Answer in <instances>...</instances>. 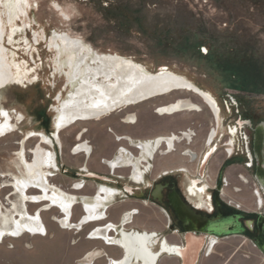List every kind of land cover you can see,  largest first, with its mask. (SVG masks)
Instances as JSON below:
<instances>
[{"label": "rangeland", "instance_id": "374dc122", "mask_svg": "<svg viewBox=\"0 0 264 264\" xmlns=\"http://www.w3.org/2000/svg\"><path fill=\"white\" fill-rule=\"evenodd\" d=\"M0 6L5 30L3 45L8 61L13 60L25 68L21 82L0 89V107L13 114L12 122L16 124L13 133L0 138V183L8 179L9 173L22 174L17 156L22 140L29 160L30 152L39 140L36 136L27 139V133L51 135L58 98L67 96L69 88L64 76L57 71V55L50 48L53 31L79 38L98 53L126 57L151 73L166 68L211 94L244 88L243 79L253 73L251 67L242 64L246 55L254 53L260 54L261 59L264 57V0H26L24 13L14 21L19 30L11 41L4 6L2 3ZM178 97L198 105L203 102L196 94L179 91L146 100L101 119L77 122L62 130L59 134L62 146L55 143L57 147L55 144L47 147L57 151L59 164L50 181L68 190L70 183L78 180L63 172L60 166L77 169L87 163L90 169L108 173L100 159L110 157L116 146L127 145L123 140H115V135L164 136L168 131L196 120L199 115L194 111L172 116L157 112L159 106ZM127 113L136 114V124L123 122ZM81 129H86L83 138L91 146L89 158L80 153L71 154V146ZM156 161L157 170L168 162L166 157H158ZM90 184L94 183H85L80 194L88 193ZM1 193L0 201L6 203L12 191L5 188ZM247 194L242 193V198ZM122 200L117 198L116 203L106 209V219L85 224H81L85 215L83 206L81 208V203L77 202L72 208L71 220L75 225L71 229L65 228L57 219L52 220L54 215H61L58 209L42 212L48 236L41 239L26 234L5 240L0 244V264H81L85 255L93 250L100 260H94L92 264H108L122 255L121 250L98 241L92 233L99 225L115 224L120 214L129 208L139 211L131 215L132 222L126 227L135 224L144 230L164 229L162 212L135 200ZM32 211L33 208H29V212ZM109 234L113 235L112 231ZM161 259L163 264L176 263L174 257ZM255 263L264 262L254 247L247 243L239 246L224 239L214 244L210 251H204L198 264Z\"/></svg>", "mask_w": 264, "mask_h": 264}, {"label": "flooded vegetation", "instance_id": "af4514ba", "mask_svg": "<svg viewBox=\"0 0 264 264\" xmlns=\"http://www.w3.org/2000/svg\"><path fill=\"white\" fill-rule=\"evenodd\" d=\"M260 57V54L250 53L242 62L253 71L243 79L244 88H231L220 94L206 91L215 103L214 110L200 97L203 102L194 111L198 118L168 131L167 135H115V140H123L127 145L116 146L110 157L100 159L108 173L92 172L87 163L77 169L60 166L63 172L78 180L71 182L68 190L61 184L58 186L78 198L86 197L88 202L103 194L102 189L107 190L111 197L115 195L112 203L97 209L104 214L102 220L107 218L106 209L116 203L117 198L148 204L162 212L163 230L143 229L155 235L148 238L150 249L157 254L154 264H163L162 257H174L175 264H181L176 251L180 252L185 247L187 235L203 242L196 264L204 251H210L214 244L224 239H230L239 246L251 245L262 255L264 262V253L258 247V243L264 245V57ZM85 132L86 129H81L77 133L73 147L81 142L88 143L83 138ZM51 138L54 139L53 136ZM158 139L155 149L147 146V142L153 144ZM87 145L89 153L85 154V150L79 153L89 158L91 146ZM139 145H145L146 150L152 152L151 156L147 151L142 152ZM55 152L57 169L53 170V176L59 169ZM158 157H166L168 161L159 170ZM115 158L118 165L107 163ZM203 161L205 163L202 164ZM86 173L99 177L88 178ZM88 182L94 184L89 185L88 193L80 194ZM242 193H248L246 198H242ZM184 210L188 215L183 213ZM138 211L136 208L123 211L114 224L116 230L122 221H125L122 225L125 230H134L131 226L126 227L132 222L126 217ZM101 227L99 225L95 229ZM112 233L116 235L114 230ZM163 244L171 251L160 253ZM133 264L141 263L135 260Z\"/></svg>", "mask_w": 264, "mask_h": 264}, {"label": "bare ground", "instance_id": "6f19581e", "mask_svg": "<svg viewBox=\"0 0 264 264\" xmlns=\"http://www.w3.org/2000/svg\"><path fill=\"white\" fill-rule=\"evenodd\" d=\"M25 1H0L4 6L5 21L9 23V41L13 39V34L19 30V26L14 21L19 14L24 13ZM4 33L3 20L0 16V89L13 82H21L25 76V68L15 64L13 60L8 61L7 49L3 45ZM51 40L50 48H53L57 55L55 59L57 71L64 76L66 86L69 88L65 98H58V105L54 109L52 136L60 147L62 146L60 132L77 122L101 119L146 100L165 97L179 91L196 94L202 97L210 108L215 109V103L210 94L184 76L168 71L166 68H162L157 73H151L142 65L126 57L115 53H98L81 39L72 38L65 33L53 31ZM198 109V104L189 99L178 97L159 106L158 113L172 116ZM12 115L0 107V138L15 130L16 124L12 122ZM125 116L124 123L131 125L137 123L136 114L127 113ZM17 118L21 119V115H18ZM34 136L39 142L31 150L29 160L23 146L24 140L21 142L22 147L17 152L22 174L9 173L8 179L0 183V194L5 188H10L12 191L6 203L0 201V244L5 240L21 238L26 234H30L32 238L45 239L49 231L42 212L53 209H58L61 214L60 216L54 215V219H52L54 222L57 219L56 221L65 228H74L75 224L72 222L71 216L72 208L77 201L83 206L85 214L81 224L102 220L104 214L99 213L97 209L99 206L103 208L108 206L115 196L111 197L107 190L102 189L103 194L95 196L94 202H88L86 197L78 198L74 193H69L51 182L49 178L53 176V170L57 169L56 154L54 150L47 149V147L54 146V139L43 132L30 131L27 133V139ZM158 141L159 139L153 144L147 142V146L155 149L158 146ZM87 144L81 142L75 147L73 144L71 146L72 153L79 154L81 150H85V154H88ZM139 147L142 152L150 153L146 150L145 145H139ZM151 154L152 152L150 156ZM109 160L107 163L110 165H118L116 158ZM134 172L133 175L137 178L138 175ZM77 186L79 187V184ZM29 208H33V211L29 212ZM131 215L132 213H129L126 218L131 219ZM124 223L125 221H122L117 230L114 224H108L95 229L92 233L95 239H100L108 245H115L121 250L122 255L111 259L108 264H133L135 260L141 264H154L157 254L149 247V239L152 236L146 232L135 233L134 231L130 233L122 227ZM113 230L118 235L109 234ZM119 230L121 233L118 232ZM169 250L171 251V249ZM169 250L163 244L160 253ZM126 252L127 256L124 257ZM176 252L179 255L181 253V251ZM97 257H100L97 252H88L80 263L92 264Z\"/></svg>", "mask_w": 264, "mask_h": 264}, {"label": "water", "instance_id": "95a60500", "mask_svg": "<svg viewBox=\"0 0 264 264\" xmlns=\"http://www.w3.org/2000/svg\"><path fill=\"white\" fill-rule=\"evenodd\" d=\"M205 161H203L202 164L205 163ZM82 170H84V169H82ZM85 176L88 178H92V179L99 177L96 175H94L95 177H93L90 175V173H86ZM183 213L185 215H188L187 211H185ZM133 231H135V233H137V232L145 233V231H138V230H132V229L130 230V233H132ZM118 232L121 233V230H119ZM148 235H150L152 237L155 236L154 233H148ZM202 246H203V242L201 239L196 240L195 238H192L191 236L187 235L186 245L184 248L180 249L181 253H180L179 257L181 259V264H196L197 259H198V255H199V252H200ZM258 247L264 253V245H262L261 243H258ZM124 251H125V249H124ZM147 254H148V252H147ZM126 256H127V252L124 254V257H126Z\"/></svg>", "mask_w": 264, "mask_h": 264}, {"label": "crops", "instance_id": "0c3cea01", "mask_svg": "<svg viewBox=\"0 0 264 264\" xmlns=\"http://www.w3.org/2000/svg\"><path fill=\"white\" fill-rule=\"evenodd\" d=\"M89 170H91L92 172H96V173H99L100 171H98L97 169H89ZM93 199V198H92ZM118 220V219H117ZM110 221H112V220H110ZM114 222H116L117 223V221H114ZM115 223V224H116ZM131 228H133L134 230H138V231H142L144 228H142L141 226H136L135 224L134 225H131ZM127 230V229H126ZM128 231H130V230H128ZM144 231V230H143ZM134 232V231H133ZM146 232V231H145ZM147 233V232H146ZM116 235H118V233L116 234ZM89 239V238H88ZM98 241H99V239H97ZM108 245V244H107ZM110 246H113V245H110ZM94 251V250H93ZM108 257H110L109 255H108ZM97 259H99L100 260V258H96L95 260H97Z\"/></svg>", "mask_w": 264, "mask_h": 264}]
</instances>
